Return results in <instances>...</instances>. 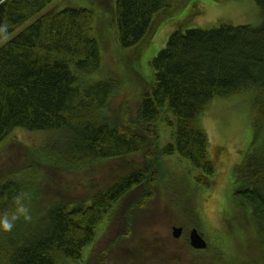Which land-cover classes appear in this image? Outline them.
I'll return each mask as SVG.
<instances>
[{"label": "trees", "instance_id": "trees-1", "mask_svg": "<svg viewBox=\"0 0 264 264\" xmlns=\"http://www.w3.org/2000/svg\"><path fill=\"white\" fill-rule=\"evenodd\" d=\"M168 1L113 0L119 69L131 66L142 78L140 65L135 67L140 52L160 27L187 17L189 11L182 19L172 20L173 14L157 22ZM252 1L260 18L255 27L185 30V20L177 24L148 63L150 82L142 78L148 88L128 115L122 105L117 114L110 109L123 85L101 75L96 8L66 4L42 13L55 0H0V158L11 154L4 147L16 143L15 131L51 134L41 146L23 150L31 158L27 165L0 177V214L15 208L18 194L28 193L32 215L28 222L17 221L11 232L0 231V264H84L83 250L149 173L145 167L124 174L88 200L68 204L51 195L43 205L55 172L81 174L134 156L162 162L176 157L188 163L195 186L209 188L215 165L197 123L204 107L214 98L252 93L255 136L264 129V0ZM159 124L169 127L171 141L156 154L144 153L157 144ZM260 141L254 137L252 152L233 167L231 198L245 211L264 262V138ZM165 168L159 171L166 173Z\"/></svg>", "mask_w": 264, "mask_h": 264}, {"label": "rangeland", "instance_id": "rangeland-1", "mask_svg": "<svg viewBox=\"0 0 264 264\" xmlns=\"http://www.w3.org/2000/svg\"><path fill=\"white\" fill-rule=\"evenodd\" d=\"M66 4L96 8L98 20L94 33L102 49L101 75L115 77L123 85L110 106L113 114H117L120 105L126 108L128 115L135 112L141 94L148 88L142 78L150 82L152 75L148 63L164 48L169 34L180 22L185 20V30H210L220 25L255 27L260 22L258 8L252 0H169L155 16L157 22L173 14L176 16L172 20L182 19L189 13L182 21L167 22V28L160 27L150 45L140 52L135 67L138 69L140 65L141 78L131 66L118 68L120 52L113 43V0H55L42 13L62 9ZM253 97L252 93H242L214 98L198 116L197 123L206 135L209 155L215 165L214 181L207 189L194 185L188 163L176 157L165 158L164 162L153 158V165V159L134 156L123 163L111 161L104 167L96 164L81 174L55 172L50 175L43 193V205H47L51 195L61 196L68 204L88 200L124 174L145 167L149 172L122 204H118L112 217L101 225L96 240L83 250L84 264H264L245 211L231 198L233 167L247 151L252 152L254 137L256 143L264 138V129L255 136L252 126ZM157 133V144L153 141L144 153L156 154L171 141V130L166 124H159ZM50 137L51 134L46 133L15 131L12 139L16 143L9 142L4 147L11 154L0 158V177L27 165L31 158L23 150L37 148ZM162 165L166 173L159 171ZM113 171L114 177L111 176ZM124 214L130 216V221H124ZM123 224L129 229L124 230ZM172 227L183 229L180 239L171 237ZM192 229L202 234L207 242L205 250L196 252L190 248L188 237Z\"/></svg>", "mask_w": 264, "mask_h": 264}, {"label": "clouds", "instance_id": "clouds-1", "mask_svg": "<svg viewBox=\"0 0 264 264\" xmlns=\"http://www.w3.org/2000/svg\"><path fill=\"white\" fill-rule=\"evenodd\" d=\"M28 193L18 194L15 199V208L10 212L0 214V231L11 232L16 226L17 221L23 219L28 222L32 219L29 207L25 203Z\"/></svg>", "mask_w": 264, "mask_h": 264}, {"label": "water", "instance_id": "water-1", "mask_svg": "<svg viewBox=\"0 0 264 264\" xmlns=\"http://www.w3.org/2000/svg\"><path fill=\"white\" fill-rule=\"evenodd\" d=\"M182 232V228L180 227H173L171 230V236L173 239L180 238ZM189 245L194 250H204L206 248V242L204 239L199 235L196 229H192L189 233Z\"/></svg>", "mask_w": 264, "mask_h": 264}, {"label": "flooded vegetation", "instance_id": "flooded-vegetation-1", "mask_svg": "<svg viewBox=\"0 0 264 264\" xmlns=\"http://www.w3.org/2000/svg\"><path fill=\"white\" fill-rule=\"evenodd\" d=\"M173 228V227H172ZM171 228V229H172ZM181 228V227H180ZM182 235H183V229H182V232H181V235H180V238L182 237ZM172 237V236H171ZM180 238H178V239H180ZM178 239H175V240H178Z\"/></svg>", "mask_w": 264, "mask_h": 264}]
</instances>
